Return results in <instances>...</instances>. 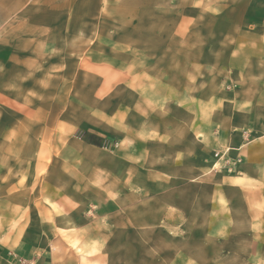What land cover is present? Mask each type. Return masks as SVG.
Segmentation results:
<instances>
[{
    "label": "crops",
    "instance_id": "crops-1",
    "mask_svg": "<svg viewBox=\"0 0 264 264\" xmlns=\"http://www.w3.org/2000/svg\"><path fill=\"white\" fill-rule=\"evenodd\" d=\"M101 5L0 0V85L33 82L40 57L19 53L89 35ZM145 10L132 28L170 37L176 74L147 78L111 121H81L77 143H19L28 131L0 125L3 264H264V0ZM18 112L0 87V116Z\"/></svg>",
    "mask_w": 264,
    "mask_h": 264
},
{
    "label": "rangeland",
    "instance_id": "rangeland-1",
    "mask_svg": "<svg viewBox=\"0 0 264 264\" xmlns=\"http://www.w3.org/2000/svg\"><path fill=\"white\" fill-rule=\"evenodd\" d=\"M145 8L146 0H102L100 12L105 19L91 23L89 35L82 34L81 29L74 30L80 33L52 37L51 51L19 53L39 56L42 64L36 68L38 77L33 82L0 85L20 111L10 117L0 116V125L14 122L28 131L27 139L19 143H77L74 129L81 121H111L110 110L115 103L120 107L130 101L133 92L145 90L147 78L176 74V68H167L174 55L161 50L170 37L137 34L145 31L144 22L132 28L140 21L136 20L139 13L145 17ZM8 38L11 44L28 45L27 37L15 32ZM1 39L0 32V42ZM221 247L224 245H218L217 250ZM189 248L196 256L204 257L211 245ZM19 261V257L11 255V264Z\"/></svg>",
    "mask_w": 264,
    "mask_h": 264
},
{
    "label": "built area",
    "instance_id": "built-area-1",
    "mask_svg": "<svg viewBox=\"0 0 264 264\" xmlns=\"http://www.w3.org/2000/svg\"><path fill=\"white\" fill-rule=\"evenodd\" d=\"M19 264H31V263H28V262H26V261H19Z\"/></svg>",
    "mask_w": 264,
    "mask_h": 264
}]
</instances>
